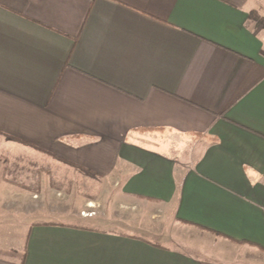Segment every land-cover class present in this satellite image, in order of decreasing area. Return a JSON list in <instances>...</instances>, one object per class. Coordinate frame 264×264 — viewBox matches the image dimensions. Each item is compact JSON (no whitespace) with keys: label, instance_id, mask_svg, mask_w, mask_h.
Instances as JSON below:
<instances>
[{"label":"crops","instance_id":"obj_1","mask_svg":"<svg viewBox=\"0 0 264 264\" xmlns=\"http://www.w3.org/2000/svg\"><path fill=\"white\" fill-rule=\"evenodd\" d=\"M252 3L0 0V159L15 177L63 165L119 195L105 219L20 235L0 217V264H264Z\"/></svg>","mask_w":264,"mask_h":264},{"label":"rangeland","instance_id":"obj_2","mask_svg":"<svg viewBox=\"0 0 264 264\" xmlns=\"http://www.w3.org/2000/svg\"><path fill=\"white\" fill-rule=\"evenodd\" d=\"M252 1L255 4L252 3L250 8L256 9L258 19L264 20V0ZM3 154L8 158L10 156ZM8 158H4L6 161L0 159V181L4 182L0 183V217L1 231L4 234L13 231L20 235L32 223L38 222L76 223L75 214L83 218L99 215L105 219L106 206L113 207L119 202L118 192H112L109 184L87 178L79 170L63 165L40 167L34 169L35 173H32V167L28 168L30 174L36 175L39 181L27 173V179L26 174L15 177ZM24 169L28 171L27 168ZM42 174L44 181L41 179ZM16 180L23 184L12 182ZM13 187H16L17 191H27L33 199L27 197L24 200H14L11 198V192L15 191ZM89 208L93 211H86ZM117 216H120L119 213Z\"/></svg>","mask_w":264,"mask_h":264},{"label":"trees","instance_id":"obj_3","mask_svg":"<svg viewBox=\"0 0 264 264\" xmlns=\"http://www.w3.org/2000/svg\"><path fill=\"white\" fill-rule=\"evenodd\" d=\"M249 18L252 20L254 19L259 27H261L264 30V20L263 19H258L257 15L255 12H251L249 14Z\"/></svg>","mask_w":264,"mask_h":264}]
</instances>
